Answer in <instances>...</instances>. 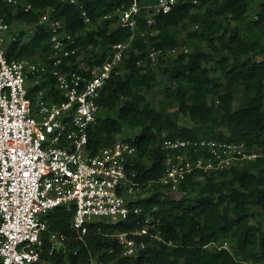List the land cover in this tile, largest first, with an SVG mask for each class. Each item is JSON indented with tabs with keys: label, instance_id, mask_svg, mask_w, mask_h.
Here are the masks:
<instances>
[{
	"label": "trees",
	"instance_id": "1",
	"mask_svg": "<svg viewBox=\"0 0 264 264\" xmlns=\"http://www.w3.org/2000/svg\"><path fill=\"white\" fill-rule=\"evenodd\" d=\"M20 1L30 3L32 11L15 12L1 0L5 20L11 25H35L37 31L26 43L22 32L8 44L11 58L48 62L52 30L39 24L40 12L46 8H52L53 16L63 19L75 36V47L80 48L77 56L91 48L100 49L88 59L90 67L103 64L113 46L131 39L127 57L97 101L105 116H99L90 133V147L95 152L113 145L125 127L137 132L135 137L124 138L137 149L128 172L138 188L150 192L135 203L143 209L140 217L131 216L118 225L92 224L84 241L71 227L73 213L58 208L48 222L67 241L52 257L45 249L43 259L53 264H90L91 260L108 264H264V225L257 219L258 214L264 216V157L218 174L195 173L182 184L180 196L157 185L168 153L162 148L164 139L228 138L264 152V0L252 19L248 17L250 0H197V4L180 0L169 14L157 15L154 25L141 17L135 33L128 28L112 29L116 17L100 21L108 13L128 8L131 0H78L76 5L60 0ZM140 2L155 4L156 0ZM81 7L96 26L84 36L79 35L85 29ZM194 26L197 28L191 30ZM183 33H187L185 42H181ZM181 45L192 51L158 62L170 86L165 90L166 103L154 108L142 92L157 86L150 50ZM222 52L225 55L218 59ZM77 56L70 60L75 63ZM212 70L220 76L214 78ZM53 83L50 78L43 87L52 88ZM239 90L242 94L235 108ZM181 117L191 124L183 126ZM190 190L198 191V196L189 198ZM147 216L152 219L149 235L136 237L146 242V250L136 257L123 256L116 235L142 229ZM225 242L229 248H219Z\"/></svg>",
	"mask_w": 264,
	"mask_h": 264
},
{
	"label": "built area",
	"instance_id": "2",
	"mask_svg": "<svg viewBox=\"0 0 264 264\" xmlns=\"http://www.w3.org/2000/svg\"><path fill=\"white\" fill-rule=\"evenodd\" d=\"M179 1L156 0L145 6L149 16H143L140 0H131L128 8L108 13L100 21L116 17L117 28L135 33L141 17L154 25L157 15L169 14ZM3 2L12 5L15 12L32 11L30 3ZM60 2L79 4L78 0ZM81 9L85 29L79 35L84 36L94 29L95 23ZM39 24L52 30L48 62L9 57L7 46L17 37L11 34L13 25L5 20L0 0L1 264H53L43 259L42 253L48 249V256L52 257L67 241L63 233L52 231L48 222L49 215L58 208L73 213L71 227L81 241L92 224L105 221L118 225L143 213L135 205L143 197H139L140 189L128 172L137 156L136 147L124 138L95 152L90 147V133L102 109L97 101L127 57L131 39L113 46L112 55L103 64L90 67L87 63L83 67L70 60L80 48L75 47V36L67 30L65 21L53 16L52 8L40 12ZM176 51L177 48H153L150 58L154 62ZM50 78L54 79L53 87L44 88ZM33 79L38 87L34 99L27 86ZM162 148L168 153L164 175L157 185L173 196H180L182 184L195 173L218 174L264 157L259 148L249 149L245 143L228 138L164 139ZM145 223L140 230L116 235L123 256L136 257L146 250V242L136 239L149 235L150 216ZM219 248H229V244L225 242ZM90 264L108 263L91 260Z\"/></svg>",
	"mask_w": 264,
	"mask_h": 264
},
{
	"label": "rangeland",
	"instance_id": "3",
	"mask_svg": "<svg viewBox=\"0 0 264 264\" xmlns=\"http://www.w3.org/2000/svg\"><path fill=\"white\" fill-rule=\"evenodd\" d=\"M261 3V0H250V9H249V13H248V17L250 19H252L258 9H259V5ZM144 9L142 11V15L143 16H149L147 14V9L145 6H148L149 4H142ZM95 24H94V28H95ZM117 28V25H114L112 29ZM197 27H191V30H195ZM36 26L32 25V24H19L16 23L13 26V32L11 33L13 36L18 37L20 33H25L26 35V40L28 41V39H30L35 33H36ZM187 40V33H183L181 35V42H185ZM153 49V48H151ZM186 50H188V52H191L192 49L186 47L185 45H181L180 47L177 48V51L175 53H168L166 55L160 56L159 59L157 61L153 62V71L155 73V76L157 77V86L154 88L153 91L151 92H146L145 90H142V92L147 96V98L149 99V101L152 103L154 108H159L162 104L166 103V99H165V90L167 87L170 86L169 81L167 79V77H165L164 75H162L158 69V62L160 63L162 61H167V60H171V59H175L177 58L180 54H183L186 52ZM209 49L206 48V51H208ZM96 52H100L99 48H91L89 50H87V52H81L79 54V57L77 58V62H78V66H86L88 63V59L90 58V56L93 53ZM225 55V52L220 53L217 58H221L222 56ZM158 64V65H157ZM213 66V65H212ZM212 76L214 78H218L220 76L219 72H215L214 70H212ZM242 94V90H239L238 92V98H237V103L235 105V108L238 107L239 104V97ZM174 110L177 109V106H175L173 108ZM100 116L103 117L105 116V112L101 110ZM180 123L183 126H187L190 125L191 123L189 122V120L185 119L184 117H181ZM137 134V132H132L131 130H129L127 127H125L124 132L122 135H120L118 138H132L135 137V135ZM140 189V188H139ZM141 191V192H140ZM139 197H147L150 192L148 190H142L140 189L139 191ZM187 196L189 198H196L198 196V191L195 190H190L187 193ZM258 211H261L260 209ZM258 221L262 222L264 225V216L258 214L257 216Z\"/></svg>",
	"mask_w": 264,
	"mask_h": 264
},
{
	"label": "crops",
	"instance_id": "4",
	"mask_svg": "<svg viewBox=\"0 0 264 264\" xmlns=\"http://www.w3.org/2000/svg\"><path fill=\"white\" fill-rule=\"evenodd\" d=\"M14 26V25H13ZM35 35V34H34ZM33 35V36H34ZM31 39V38H30ZM30 39H28V41L30 40ZM28 41H25V43L26 42H28ZM27 86H28V93H29V96L31 97V98H35V96H36V93H37V91H38V87L36 86V80L35 79H33V80H31V81H29L28 82V84H27Z\"/></svg>",
	"mask_w": 264,
	"mask_h": 264
}]
</instances>
